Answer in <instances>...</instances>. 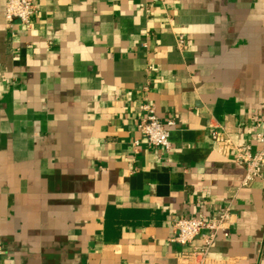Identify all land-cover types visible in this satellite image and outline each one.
Returning a JSON list of instances; mask_svg holds the SVG:
<instances>
[{"label": "crops", "instance_id": "0c3cea01", "mask_svg": "<svg viewBox=\"0 0 264 264\" xmlns=\"http://www.w3.org/2000/svg\"><path fill=\"white\" fill-rule=\"evenodd\" d=\"M4 4L0 264H185L172 222L228 205L208 264H264V182L242 188L212 137L262 148L264 0H37L12 28ZM144 103L168 153L136 130Z\"/></svg>", "mask_w": 264, "mask_h": 264}, {"label": "built area", "instance_id": "2783aa9c", "mask_svg": "<svg viewBox=\"0 0 264 264\" xmlns=\"http://www.w3.org/2000/svg\"><path fill=\"white\" fill-rule=\"evenodd\" d=\"M37 0H4V18L7 28L15 23L29 27L37 13ZM162 2L163 0H158ZM184 43L183 38L178 39V46ZM151 69V68H150ZM140 110L145 113L138 119L136 130L142 136L144 143L150 148H160L165 152L171 150L170 133L174 126L172 120L163 122L156 115L153 105L144 103ZM264 123L256 126V139L262 145L254 150L248 144H236L230 137L221 132H214L212 137L218 149L223 152H233L235 161L246 170L241 187H249L255 180L264 182V134L261 130ZM134 152L138 151L141 141L133 142ZM234 213L230 205L225 206L213 217L199 216L198 218H180L172 222L174 236L170 242L182 247H191L192 251L184 254L185 264H208L211 250L219 236L229 238L233 224ZM198 245L193 247V244ZM2 252L0 251V254Z\"/></svg>", "mask_w": 264, "mask_h": 264}]
</instances>
